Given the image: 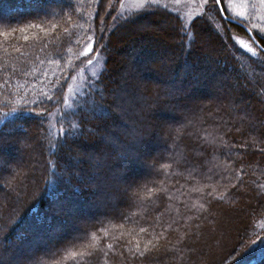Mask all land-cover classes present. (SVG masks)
Wrapping results in <instances>:
<instances>
[{
	"label": "trees",
	"instance_id": "trees-1",
	"mask_svg": "<svg viewBox=\"0 0 264 264\" xmlns=\"http://www.w3.org/2000/svg\"><path fill=\"white\" fill-rule=\"evenodd\" d=\"M121 2L0 0V264H264V52L214 8Z\"/></svg>",
	"mask_w": 264,
	"mask_h": 264
},
{
	"label": "snow or ice",
	"instance_id": "snow-or-ice-1",
	"mask_svg": "<svg viewBox=\"0 0 264 264\" xmlns=\"http://www.w3.org/2000/svg\"><path fill=\"white\" fill-rule=\"evenodd\" d=\"M177 2H179V0H177ZM224 2V7H220L221 5V0H202V3H200L199 5V10H200V14H203L206 10H212L213 8L216 11H220V12H233L235 13L234 18L238 17L241 24H246L250 21V16L251 14L249 13L248 9L249 7H255L254 4L251 3V0H241V3L239 4V6H235L234 5V0H223ZM261 3H264V0H260ZM159 4V0H142L141 4H140V9H144L145 7H151L154 5H158ZM121 8H123V3H121L120 5ZM164 7H167V5H164ZM115 19V17H113ZM29 27H41L40 25H29ZM56 25H53V28H55ZM188 24H184L181 28V31H183L186 34V38L187 39H191L192 38V34L191 32H189L188 30ZM252 28H257L258 31L260 32L261 35H264V28H258V25L253 23L251 25ZM16 31V29H12V32H3L0 33V35H4V36H8L11 35L12 33H14ZM21 32L24 31V29H20ZM65 32H67V29H65ZM27 36L24 37L25 40H27ZM89 40H91L92 38L89 37ZM254 41V38H253ZM255 42V41H254ZM239 45L244 48L248 53H250L253 57L257 56V52L256 50L247 42H245L244 40H239L238 41ZM94 50V42L93 43H89L87 45V47L84 49V51L81 53L82 57H88L86 63L88 65H91L93 63V60L90 56V54L93 53ZM17 51H19V49H17ZM28 73H25V75H27ZM93 75H95V73H93ZM68 92H73V89L71 87L68 88ZM42 95L47 96L46 93H42ZM47 99L51 100L52 97L51 96H47ZM40 103V101L38 100H32L29 101L27 104L20 106L19 108H12L11 109V113H21L25 110L27 111H31V109L28 107V104H38ZM63 103L67 108H71L72 105L69 104V98L68 96H64L63 99ZM10 113L9 112H3L0 113V125H2L5 120H7L9 118ZM37 116L43 115V113H36ZM50 115V113H49ZM63 115V113L61 114ZM18 118V117H17ZM71 128L72 129H76L78 128V125L75 123L71 124ZM65 133V129L63 128V125L61 124V127L59 128L58 132L56 133V137L57 139H62L63 135ZM0 147H2V145H0ZM50 147L52 149L58 150L59 145L57 143H51L50 142ZM49 165L50 167L55 170L57 168L56 162L54 160H49ZM55 174V171L54 173ZM233 187H235V185H233ZM141 231H144V229H141ZM253 243H255V241H253ZM260 245L261 248L264 249V238H261L260 240ZM109 248H111V245H108ZM90 254V253H89ZM76 253H72V257L73 259L76 258ZM234 260V264H246L247 261V256L244 254H237L236 256L233 257Z\"/></svg>",
	"mask_w": 264,
	"mask_h": 264
},
{
	"label": "rangeland",
	"instance_id": "rangeland-1",
	"mask_svg": "<svg viewBox=\"0 0 264 264\" xmlns=\"http://www.w3.org/2000/svg\"><path fill=\"white\" fill-rule=\"evenodd\" d=\"M142 0H122L121 3H123V8H119V10L124 12H130L132 10H135L140 7ZM202 3V0H159V4L161 6L167 5V7H170L174 10H177L183 16H185L186 19H190L193 17L194 13L199 10V5ZM241 3V0H234V5L239 6ZM228 14L231 17L235 16L234 11L228 12ZM252 19L256 17L254 16V13L250 16ZM239 19L238 17H236ZM263 20V19H261ZM97 57V58H96ZM93 60V63L91 65H87L85 69H83L81 72H77L71 79L69 87L73 89V92H68L65 94V96H68L69 98V104H71L72 100L76 99L78 95L82 94V91L85 89V86L87 83L92 84L94 81V78L96 77L98 70L100 68L101 59L99 56H96ZM95 73V75H93ZM68 87V88H69ZM82 105V104H81ZM62 109H67V107L62 104ZM85 108V107H84ZM87 110V109H86ZM88 116H90L88 114Z\"/></svg>",
	"mask_w": 264,
	"mask_h": 264
},
{
	"label": "water",
	"instance_id": "water-1",
	"mask_svg": "<svg viewBox=\"0 0 264 264\" xmlns=\"http://www.w3.org/2000/svg\"><path fill=\"white\" fill-rule=\"evenodd\" d=\"M220 7H222L221 5H220ZM219 13H220V16L224 19V20H226V21H228V22H230V23H234V24H237V25H239V26H241L243 29H244V31L246 32V34L250 37V39L252 40V42L260 49V50H262L263 52H264V47L258 42V40L256 39V37L253 35V33H252V31L245 25V24H241V22L239 21V20H237V19H234V18H232V17H230V16H227L226 14H224V12H220L219 11ZM253 38H254V41H253Z\"/></svg>",
	"mask_w": 264,
	"mask_h": 264
},
{
	"label": "bare ground",
	"instance_id": "bare-ground-1",
	"mask_svg": "<svg viewBox=\"0 0 264 264\" xmlns=\"http://www.w3.org/2000/svg\"><path fill=\"white\" fill-rule=\"evenodd\" d=\"M225 14V13H224ZM249 37V36H248Z\"/></svg>",
	"mask_w": 264,
	"mask_h": 264
}]
</instances>
